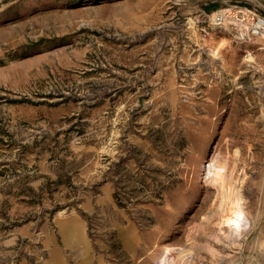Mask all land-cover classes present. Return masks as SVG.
<instances>
[{
  "label": "rangeland",
  "instance_id": "1",
  "mask_svg": "<svg viewBox=\"0 0 264 264\" xmlns=\"http://www.w3.org/2000/svg\"><path fill=\"white\" fill-rule=\"evenodd\" d=\"M236 5L264 16L0 0V264H264V36L210 19Z\"/></svg>",
  "mask_w": 264,
  "mask_h": 264
},
{
  "label": "built area",
  "instance_id": "2",
  "mask_svg": "<svg viewBox=\"0 0 264 264\" xmlns=\"http://www.w3.org/2000/svg\"><path fill=\"white\" fill-rule=\"evenodd\" d=\"M211 22L216 26L225 23L243 28V36L248 38L264 36V16L253 8L235 6L215 10L210 14Z\"/></svg>",
  "mask_w": 264,
  "mask_h": 264
},
{
  "label": "crops",
  "instance_id": "3",
  "mask_svg": "<svg viewBox=\"0 0 264 264\" xmlns=\"http://www.w3.org/2000/svg\"><path fill=\"white\" fill-rule=\"evenodd\" d=\"M78 238L84 241V231H83V224H80V229L77 231Z\"/></svg>",
  "mask_w": 264,
  "mask_h": 264
},
{
  "label": "bare ground",
  "instance_id": "4",
  "mask_svg": "<svg viewBox=\"0 0 264 264\" xmlns=\"http://www.w3.org/2000/svg\"><path fill=\"white\" fill-rule=\"evenodd\" d=\"M66 232V231H65ZM166 248V247H165ZM173 250V249H172ZM166 252H168V248H166V250L163 252V254L159 257V259H158V262L160 263V262H162L163 263V261L166 259V257H167V254H166ZM179 252V251H178ZM177 252V253H178ZM171 256V255H170Z\"/></svg>",
  "mask_w": 264,
  "mask_h": 264
},
{
  "label": "trees",
  "instance_id": "5",
  "mask_svg": "<svg viewBox=\"0 0 264 264\" xmlns=\"http://www.w3.org/2000/svg\"><path fill=\"white\" fill-rule=\"evenodd\" d=\"M215 5H216V4H213V3H212V4H208V5H206L205 7H206L207 10H210V9H212V7L215 8V7H216Z\"/></svg>",
  "mask_w": 264,
  "mask_h": 264
}]
</instances>
